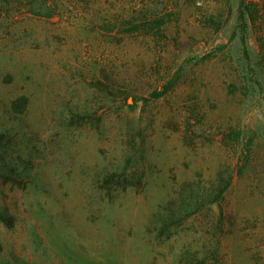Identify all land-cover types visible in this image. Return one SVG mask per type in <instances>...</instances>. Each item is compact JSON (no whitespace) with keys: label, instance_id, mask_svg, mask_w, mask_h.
<instances>
[{"label":"rangeland","instance_id":"1","mask_svg":"<svg viewBox=\"0 0 264 264\" xmlns=\"http://www.w3.org/2000/svg\"><path fill=\"white\" fill-rule=\"evenodd\" d=\"M34 2L0 0V264H264V0H180L158 35L112 29L116 0ZM128 156L148 181L111 199L97 176ZM219 171L234 175L220 204L146 234L179 183Z\"/></svg>","mask_w":264,"mask_h":264},{"label":"trees","instance_id":"2","mask_svg":"<svg viewBox=\"0 0 264 264\" xmlns=\"http://www.w3.org/2000/svg\"><path fill=\"white\" fill-rule=\"evenodd\" d=\"M34 7L37 13H43V9L49 10L52 14L51 6L48 3L49 0H34ZM255 6L256 3L252 2ZM241 5H245V0H241ZM245 6L241 10L240 18L242 20V35L241 41L243 48L247 50V39L245 36L247 28V20L245 18ZM180 0H116L112 6L106 8L105 22L112 23V29L118 27L120 31L124 33H137V34H163L170 16L175 13L176 10H180ZM253 15V11L250 10V16ZM252 20H255L253 15ZM259 44L264 59V38H259ZM103 77L109 81L107 74H103ZM106 81V82H107ZM105 81L97 80L99 89L106 93L111 92L118 98L126 97L131 94V91L124 89L115 83L118 88L109 87ZM116 82V81H114ZM102 85V86H101ZM101 86V87H100ZM114 89H117L116 93ZM165 91L154 92L156 98L162 96ZM105 99V98H104ZM134 99L136 97L134 96ZM30 97L27 94H20L8 102V114L11 118L18 119L22 123L27 120L26 115L30 109ZM72 118L79 117V113H72ZM30 128V124L27 125ZM10 130L0 131V136L8 135ZM5 151V150H4ZM131 156L126 158V162L122 168H116L113 170H103L97 176V183L100 185L101 191L109 198L113 199L116 193L120 191H127L130 188H141L142 185L148 181L147 175L142 172L138 173L136 170L129 171V163ZM2 168L0 167V173ZM146 179V180H144ZM234 179L233 173H229L227 176L222 171L218 172L217 179L213 181L210 186L205 183L196 181L195 179H187L179 183L165 203L160 205L158 209L151 213L146 223V234L153 240L162 241L170 239L177 234L181 229L185 228L186 224L197 214L209 210L214 204H220L225 198L226 192L231 187ZM142 189V188H141ZM0 219L7 224H12L14 217L5 211H0ZM194 259H191V264Z\"/></svg>","mask_w":264,"mask_h":264}]
</instances>
